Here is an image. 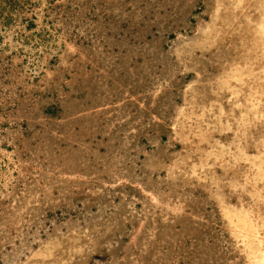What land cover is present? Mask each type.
Here are the masks:
<instances>
[{
	"label": "rangeland",
	"instance_id": "1",
	"mask_svg": "<svg viewBox=\"0 0 264 264\" xmlns=\"http://www.w3.org/2000/svg\"><path fill=\"white\" fill-rule=\"evenodd\" d=\"M261 26L264 0H0V264H264Z\"/></svg>",
	"mask_w": 264,
	"mask_h": 264
},
{
	"label": "bare ground",
	"instance_id": "2",
	"mask_svg": "<svg viewBox=\"0 0 264 264\" xmlns=\"http://www.w3.org/2000/svg\"><path fill=\"white\" fill-rule=\"evenodd\" d=\"M238 1H239V0H238ZM238 3H239V2H238ZM238 3H237V4H238ZM216 4H217V3H216ZM231 6H232V5H231ZM215 7H217V6H215ZM235 8H236V7H235ZM215 11H216V10H215ZM218 14H219V13H218ZM224 16H225V15H224ZM223 18H224V17H223ZM229 18H230V16H229ZM217 19H218V18H217ZM212 20H215V19H212ZM218 20H219V19H218ZM223 20H225V19H223ZM228 20H229V19H228ZM220 21H221V20H220ZM218 22H219V21H218ZM223 22H224V21H223ZM223 22H222V23H223ZM227 22H228V21H227ZM245 23H246V22H245ZM261 23H262V22H261ZM211 24H212V23H211ZM258 24H259V23H258ZM246 25H247V24H246ZM210 26L212 27V26H214V25H210ZM244 26H245V24H244ZM204 27H205V26H204ZM205 29H206V28H205ZM214 29H216V28H214ZM212 31H213V30H212ZM259 32H260L261 34H263V32H264V30H263V26H261ZM203 33H204V32H203ZM213 34H214V33H213ZM205 40H206V38H205ZM206 45H207V44H206ZM263 47H264V46H263ZM180 49H181V48H180ZM187 51H188V50H187ZM187 51H186V53H188ZM263 53H264V52H263ZM246 61H247V60H246ZM249 61H250V60H249ZM247 62H248V61H247ZM247 65H249V64H247ZM224 74H225V73H224Z\"/></svg>",
	"mask_w": 264,
	"mask_h": 264
}]
</instances>
